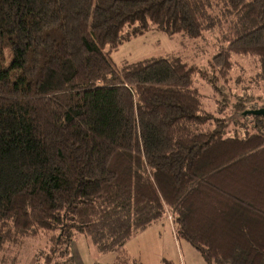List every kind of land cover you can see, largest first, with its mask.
Returning <instances> with one entry per match:
<instances>
[{
  "label": "trees",
  "instance_id": "1",
  "mask_svg": "<svg viewBox=\"0 0 264 264\" xmlns=\"http://www.w3.org/2000/svg\"><path fill=\"white\" fill-rule=\"evenodd\" d=\"M154 30L215 33L212 73L112 62ZM235 56L264 90V0H0V264L40 234L52 251L86 235L130 264L127 242L165 216L208 264H264V117L242 116L264 94L227 86ZM238 120L255 132L227 137Z\"/></svg>",
  "mask_w": 264,
  "mask_h": 264
},
{
  "label": "rangeland",
  "instance_id": "2",
  "mask_svg": "<svg viewBox=\"0 0 264 264\" xmlns=\"http://www.w3.org/2000/svg\"><path fill=\"white\" fill-rule=\"evenodd\" d=\"M223 46L220 38L213 32H206L202 38L193 39L185 34L168 36L154 30L123 43L111 54V60L120 65L124 62L179 57L186 64L197 66L211 74L209 64ZM233 61L234 68L227 86L232 88L233 93L247 92L257 97L262 96L264 90L261 79L257 76L259 70L255 60L235 56ZM194 82L203 96L204 107L216 118L231 114L230 110L225 114L218 113L220 98L215 95L211 84L199 76L194 78ZM220 83L225 82L220 80ZM241 122L242 120H238L233 124L226 136L244 138L255 132L252 127L246 129ZM49 237L50 235L40 234L26 238L18 246H11L4 255L2 264H115L118 257L117 253H99L91 239L83 234L74 236L71 243H65L52 251L54 246ZM124 250L129 256L130 264H208L188 242L176 237L173 222L167 216L134 236L127 242Z\"/></svg>",
  "mask_w": 264,
  "mask_h": 264
},
{
  "label": "water",
  "instance_id": "3",
  "mask_svg": "<svg viewBox=\"0 0 264 264\" xmlns=\"http://www.w3.org/2000/svg\"><path fill=\"white\" fill-rule=\"evenodd\" d=\"M243 117L252 116V117H264V109H253L248 110L242 114Z\"/></svg>",
  "mask_w": 264,
  "mask_h": 264
}]
</instances>
